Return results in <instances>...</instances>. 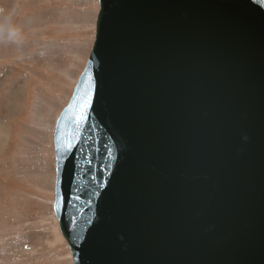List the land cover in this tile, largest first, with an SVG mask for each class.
<instances>
[{
    "label": "water",
    "instance_id": "95a60500",
    "mask_svg": "<svg viewBox=\"0 0 264 264\" xmlns=\"http://www.w3.org/2000/svg\"><path fill=\"white\" fill-rule=\"evenodd\" d=\"M54 130L72 264H264V0H98Z\"/></svg>",
    "mask_w": 264,
    "mask_h": 264
},
{
    "label": "rangeland",
    "instance_id": "374dc122",
    "mask_svg": "<svg viewBox=\"0 0 264 264\" xmlns=\"http://www.w3.org/2000/svg\"><path fill=\"white\" fill-rule=\"evenodd\" d=\"M98 9V0H0V264H72L53 209L54 130Z\"/></svg>",
    "mask_w": 264,
    "mask_h": 264
},
{
    "label": "bare ground",
    "instance_id": "6f19581e",
    "mask_svg": "<svg viewBox=\"0 0 264 264\" xmlns=\"http://www.w3.org/2000/svg\"><path fill=\"white\" fill-rule=\"evenodd\" d=\"M3 132V131H2Z\"/></svg>",
    "mask_w": 264,
    "mask_h": 264
}]
</instances>
